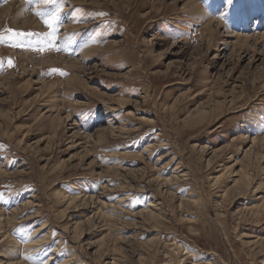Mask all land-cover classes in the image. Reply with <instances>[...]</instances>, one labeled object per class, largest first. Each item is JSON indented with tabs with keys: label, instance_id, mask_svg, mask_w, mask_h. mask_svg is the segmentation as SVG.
Returning a JSON list of instances; mask_svg holds the SVG:
<instances>
[{
	"label": "rangeland",
	"instance_id": "1",
	"mask_svg": "<svg viewBox=\"0 0 264 264\" xmlns=\"http://www.w3.org/2000/svg\"><path fill=\"white\" fill-rule=\"evenodd\" d=\"M195 1L0 0V264H264V0Z\"/></svg>",
	"mask_w": 264,
	"mask_h": 264
},
{
	"label": "snow or ice",
	"instance_id": "2",
	"mask_svg": "<svg viewBox=\"0 0 264 264\" xmlns=\"http://www.w3.org/2000/svg\"><path fill=\"white\" fill-rule=\"evenodd\" d=\"M45 3H55V0H44ZM225 5H230L232 0H223ZM58 19V13L52 14L49 19L44 21L50 31L48 33H33V32H24L18 31L11 28H7L4 31H0V43L10 42L13 47L20 48H32L34 51L43 52L46 48L52 44L56 39V31L54 24ZM37 36L39 39L33 41L31 38ZM9 67H14V64L11 59L8 61ZM50 73H59V75H65L64 72L58 69L50 70ZM0 199H3V194L0 193ZM32 261V264H38V261L35 258L26 257Z\"/></svg>",
	"mask_w": 264,
	"mask_h": 264
},
{
	"label": "bare ground",
	"instance_id": "3",
	"mask_svg": "<svg viewBox=\"0 0 264 264\" xmlns=\"http://www.w3.org/2000/svg\"><path fill=\"white\" fill-rule=\"evenodd\" d=\"M12 3L13 2H11L10 4H8L5 8H4V10H5V13L4 14H2L3 16H5V15H8L9 13H10V11H11V9H9L8 7L9 6H11L12 5ZM197 2L195 1V0H189V4L187 5V8H189V7H191V8H196V11L197 12H201L202 11V9L196 4ZM7 9V10H6ZM220 22V21H219ZM219 22H217L216 21V27L215 28H219V26H221V24L219 23ZM210 24H212V25H214L213 24V22L212 23H210ZM211 27V26H210ZM214 30H216V29H214ZM213 31V30H212ZM228 34H230L231 32H227ZM227 35V34H226ZM230 40H227V39H225L224 40V45L226 46L225 48H227L230 44H231V39L232 38H240V40H242V39H244L245 40V42H249L250 43V41H254V40H256L257 41V39H262V41L264 40V33H262V34H257L256 36H243V37H241V36H235V35H228L227 36ZM248 181H250V179H248ZM249 185H251V183L249 184ZM249 187H251V186H249ZM46 229V226H44V227H41L40 228V232L41 231H44ZM37 234H38V232H37ZM36 235V234H35ZM48 239V236L47 237H45V238H42V239H38V240H32L31 242H29L28 244H27V246H26V249L28 250V251H33V250H38L39 248V250H38V252L39 251H41V250H44V245H45V243H46V240ZM54 250H53V256H51V258H50V260L47 262L48 264H55L54 263V261L56 262L57 261V255L59 254V252H60V250L58 249V248H53ZM36 250V251H37ZM75 260V257L74 256H72V257H70V258H68V259H66V261L64 260V262L62 263V264H72V262Z\"/></svg>",
	"mask_w": 264,
	"mask_h": 264
}]
</instances>
